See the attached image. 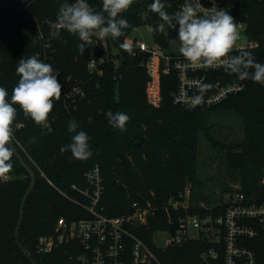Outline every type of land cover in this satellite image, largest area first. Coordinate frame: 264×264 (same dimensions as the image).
<instances>
[{"label": "trees", "instance_id": "16d2710c", "mask_svg": "<svg viewBox=\"0 0 264 264\" xmlns=\"http://www.w3.org/2000/svg\"><path fill=\"white\" fill-rule=\"evenodd\" d=\"M26 1L27 7L19 9L16 0H0V86L8 91L11 102L12 90L19 81L18 61L33 55L59 71L57 79L62 85V96L54 101V108L43 125H37L14 105L17 109L14 137L20 146L15 139L12 143L35 173L34 185L25 200L18 240L37 264H71L68 244L40 252L37 240L40 235L53 231L60 216L67 219L86 216V211L63 192L81 198L71 185L84 186V173L95 164L99 165L103 178L101 205L107 215L129 213L134 202L143 204L146 200L158 207L157 216L147 222V230L139 233L149 245H152L153 230L172 228L161 213L162 204L186 185L191 188L190 212L223 211L226 200H212L193 187L195 182H201L197 144L202 129L210 141L220 144L226 153L230 174L238 176V188L223 187L222 191H229V195L242 192L247 199L264 202V86L251 79L243 80L241 90L221 101L188 110L186 105L173 102L172 93L177 86L175 71L159 72L155 79L158 102L154 104L149 98L146 55L135 51L134 45L131 55L120 47L135 27L145 24L157 29L162 23L156 13L149 11L153 0H133L132 6L120 17L130 25L124 35L103 40L94 35L83 55L78 48L81 43L78 36L66 30L53 36L54 29L49 30L40 23L47 18L56 21L61 4L72 0ZM218 1L224 6L232 5V14L246 23L248 38L257 44L245 50L264 64V0ZM87 2L97 11L102 8V0ZM162 2L166 11L174 14L185 0ZM142 12L148 13L147 18L141 19ZM40 30L42 36H39ZM152 33L156 42L167 49L169 40L178 37V28L165 26L164 32ZM91 56L96 57L92 70L88 68ZM209 75V80L220 77L218 72ZM225 110H235L242 117L240 141H221L203 124L210 112ZM108 111L123 112L130 117L125 131L114 129L108 123ZM71 119L76 126L73 132L69 131ZM19 123L23 127H17ZM78 131L90 137L93 155L86 161L73 158L68 149ZM11 163L10 179L0 180V264H32L21 252L14 234L20 200L31 177L15 154ZM201 202L205 205H200ZM243 223L253 225L257 232L251 237L237 236L234 246L252 250L256 264H264V228L251 219H244ZM210 247L216 251V257L202 255ZM157 251L165 264H224L227 243L221 232L220 240L214 243L205 237L191 238ZM234 258L235 264H245L244 256Z\"/></svg>", "mask_w": 264, "mask_h": 264}, {"label": "built area", "instance_id": "2783aa9c", "mask_svg": "<svg viewBox=\"0 0 264 264\" xmlns=\"http://www.w3.org/2000/svg\"><path fill=\"white\" fill-rule=\"evenodd\" d=\"M18 8L27 7L26 0H16ZM75 0H72L74 3ZM203 10L210 11L213 6L226 10L235 20L240 31L241 39L231 55H237L240 48L254 47L257 42L248 38L246 23L232 14V5L224 6L218 0H200ZM184 3L178 5L180 11ZM55 21L43 19L40 23L52 30ZM39 24V22H38ZM39 36H42L40 30ZM126 43L135 46V51L146 55L145 67L149 75V98L152 103L158 102L155 89V79L159 72L175 71L177 86L172 93L173 102L186 105L181 101L198 94L194 81L211 84L212 88L205 95V105H212L231 93L241 90L243 81L234 74H229L223 68H195L182 57L163 48L160 44L149 45L143 40L128 35ZM96 64V57L91 56L88 68L92 70ZM218 72L220 77L209 80V74ZM233 78L230 79V76ZM17 125H20L17 124ZM20 146L19 142L15 139ZM22 147V146H21ZM43 174V172L41 171ZM10 174L0 178L1 181L10 179ZM86 184L78 186L72 184L81 198L64 195L86 211V216L67 219L57 218L51 233L40 235L37 240V250L50 252L53 248L68 244L71 249L69 258L71 264H165L161 261L157 249H164L172 244H180L191 238L205 237L214 243L220 240L223 232L227 243L224 264H235L234 256H244L245 264H256L252 250L234 246L235 239L240 235L254 236L257 232L253 225L243 223L244 219H251L264 228V202L257 203L247 199L242 192H233L226 200L223 211L203 214L190 212L192 203L191 188L186 185L177 194L168 197L162 204L161 213L172 228H158L151 232L152 245L140 236V231L147 230L149 219L157 216L158 207L150 200L143 204L133 203V210L126 214L110 216L103 211L101 195L104 189L103 178L98 164L93 165L84 173ZM264 180V178H263ZM204 206V203H199ZM203 256L216 257V251L210 247L202 253Z\"/></svg>", "mask_w": 264, "mask_h": 264}, {"label": "clouds", "instance_id": "9594fccd", "mask_svg": "<svg viewBox=\"0 0 264 264\" xmlns=\"http://www.w3.org/2000/svg\"><path fill=\"white\" fill-rule=\"evenodd\" d=\"M132 4L133 0H102V8L97 11L87 0L65 2L61 4L56 21L52 24V35L58 36L60 30H66L78 36L81 41L78 48L83 55L86 45L91 44L94 35L101 40L107 37L116 39L124 35V30L130 25L126 19L120 17ZM202 10L200 0H185L180 11L169 14L162 0H153L149 11L156 13L162 23L157 29L150 27L149 31L164 32L165 26L169 29L178 28L179 52L190 66L223 68L241 81L251 79L264 86V64L257 62L252 53L243 48L238 50L237 55H231L241 39L234 18L226 10L215 6L210 11ZM147 15V12L140 13L141 19L147 18ZM120 47L130 55L133 54L132 45L123 43ZM16 72L19 81L12 90L11 102L8 91L0 86V178L6 177L13 168V125L17 116L14 105H18L24 115L37 125H43L54 108V101H59L62 96V85L57 79L59 71L54 70L51 64L42 62L37 55L27 59L22 57L18 61ZM193 84L198 94L181 101L188 110L202 106L206 93L212 88L211 84L199 81H194ZM106 116L114 129L126 130L130 119L127 114L108 111ZM91 121L92 118L89 117V123ZM89 140L86 132H76L68 145L73 158L86 161L93 155ZM31 142H35V137Z\"/></svg>", "mask_w": 264, "mask_h": 264}, {"label": "rangeland", "instance_id": "374dc122", "mask_svg": "<svg viewBox=\"0 0 264 264\" xmlns=\"http://www.w3.org/2000/svg\"><path fill=\"white\" fill-rule=\"evenodd\" d=\"M149 25L135 27L130 36L145 41L149 45H158ZM180 43L178 37L169 40L168 51L179 52ZM212 135L224 142H237L243 138V122L239 112L235 110L210 112L204 122ZM219 143H213L207 138L202 129L198 135L197 165L199 183L193 184L197 193L212 200H227L229 191L222 188H238L239 180L235 174H230V168L226 161V153L219 147Z\"/></svg>", "mask_w": 264, "mask_h": 264}, {"label": "water", "instance_id": "95a60500", "mask_svg": "<svg viewBox=\"0 0 264 264\" xmlns=\"http://www.w3.org/2000/svg\"><path fill=\"white\" fill-rule=\"evenodd\" d=\"M76 126L74 121L71 119L69 122V131L73 132L75 130ZM12 147L15 149V156L17 157L19 163L21 164V166L23 168H25L27 170V172L29 173L31 180L30 183L28 185V187L26 188L21 200H20V206H19V212H18V218H17V222H16V226H15V230H14V234H15V239L16 242L18 244V247L20 248L21 252H23V254H25L29 260L32 262V264H37V262L34 260V258L30 255V253L19 243L18 240V229H19V225L21 224V220H22V215H23V208H24V204H25V200L30 192V190L32 189L33 185H34V179H35V173L32 170V168L30 166L27 165V163L23 160V158L21 157V155L18 153L16 147L13 145L12 143Z\"/></svg>", "mask_w": 264, "mask_h": 264}]
</instances>
